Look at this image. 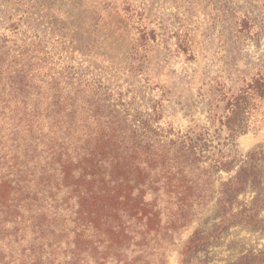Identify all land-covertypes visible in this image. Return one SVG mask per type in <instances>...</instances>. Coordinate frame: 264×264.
<instances>
[{
	"label": "trees",
	"instance_id": "trees-1",
	"mask_svg": "<svg viewBox=\"0 0 264 264\" xmlns=\"http://www.w3.org/2000/svg\"><path fill=\"white\" fill-rule=\"evenodd\" d=\"M22 40L0 45V264H167L209 206L223 226L264 222V150H231L264 101V58L238 86L216 84L221 111L181 131L156 100Z\"/></svg>",
	"mask_w": 264,
	"mask_h": 264
},
{
	"label": "rangeland",
	"instance_id": "rangeland-1",
	"mask_svg": "<svg viewBox=\"0 0 264 264\" xmlns=\"http://www.w3.org/2000/svg\"><path fill=\"white\" fill-rule=\"evenodd\" d=\"M24 34L49 62L61 54L115 94L156 100L160 122L182 131L221 111L216 84L238 86L264 58V0H0V45L15 49ZM259 149L264 101L231 147L238 156ZM254 194L239 196L234 212ZM174 246L167 264H264V222L223 226L209 206Z\"/></svg>",
	"mask_w": 264,
	"mask_h": 264
}]
</instances>
